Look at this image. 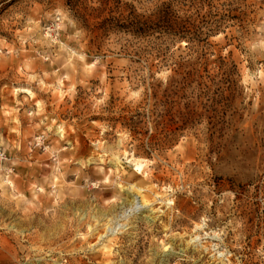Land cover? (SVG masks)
Segmentation results:
<instances>
[{
    "label": "rangeland",
    "instance_id": "374dc122",
    "mask_svg": "<svg viewBox=\"0 0 264 264\" xmlns=\"http://www.w3.org/2000/svg\"><path fill=\"white\" fill-rule=\"evenodd\" d=\"M0 264H264V0H0Z\"/></svg>",
    "mask_w": 264,
    "mask_h": 264
},
{
    "label": "bare ground",
    "instance_id": "6f19581e",
    "mask_svg": "<svg viewBox=\"0 0 264 264\" xmlns=\"http://www.w3.org/2000/svg\"><path fill=\"white\" fill-rule=\"evenodd\" d=\"M132 195H133V194H132ZM132 197H133V196H132ZM134 200H135V199L133 198V199H132V202H130V203H134V204H135L137 201L135 202ZM142 201H143V200H142ZM132 205H133V204H132ZM140 207H141V206H140ZM131 208H132V207H131Z\"/></svg>",
    "mask_w": 264,
    "mask_h": 264
}]
</instances>
